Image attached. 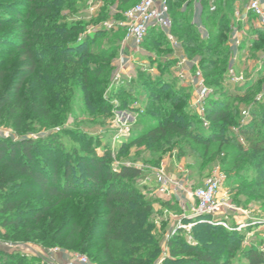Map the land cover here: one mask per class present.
I'll list each match as a JSON object with an SVG mask.
<instances>
[{
  "label": "trees",
  "instance_id": "1",
  "mask_svg": "<svg viewBox=\"0 0 264 264\" xmlns=\"http://www.w3.org/2000/svg\"><path fill=\"white\" fill-rule=\"evenodd\" d=\"M102 1L104 12L99 17L104 18L110 14L109 4L116 1ZM203 1L200 23L207 27L211 22L212 27L208 26L207 39L201 37L197 24L188 19L183 1L174 2L171 32L180 41L183 55L188 59L200 57L199 67L206 84L211 86L226 83L227 80L228 61L232 53L228 32L233 3L212 0L215 9L211 11L210 1H205V4ZM77 2L24 1V9L8 6L11 19L0 9V42L15 44L13 49L3 51L5 58L0 57V115L5 113L8 116L18 136L15 139L0 138L1 225L11 227L16 237L24 235L31 241L42 235L51 241L65 234L63 242L70 247L85 249L101 244L94 256L98 264H154L161 253V246L152 233L154 223L151 216L155 212L152 201L145 198L137 185L142 176L140 168L120 164L113 169L114 157L107 150L102 156L94 153L88 161L82 160L85 173L78 180L70 159H65L62 167H58L59 154L63 152L59 135L51 133L45 140L23 136L35 121L42 126H53L60 118L64 119L71 110L69 103L76 92L80 93L89 113L96 110L105 113L112 109L104 92L111 82L113 58L119 40L109 41L110 46L106 50L91 51L88 43L107 31L101 29L84 35L80 23L67 24L66 19L69 13L74 12ZM135 3L137 0H118V9L125 11ZM4 26H11L12 29L2 32ZM147 34L164 36L157 27H151ZM263 34V29L258 32L259 36ZM153 63L160 67L161 75L152 78L147 74V81L141 85L149 94L143 116L144 119L153 118L154 125L127 145L147 142L157 148L164 138L175 136L201 144L205 148L204 154L208 153L212 144L220 148L231 145L233 149L231 152L228 150L227 155L232 154L233 161L243 157L246 163L253 164L257 180L252 182V186L261 185L264 181V101L257 104L254 100L248 107L251 119L242 124L241 118L235 121L230 111L237 94L212 90L204 106L208 128L198 131L197 135L189 130L188 121H184L193 117L186 112L185 105H180L186 94L177 88L173 91L171 81L174 80L162 77L163 72H172L170 67L175 62L164 55L152 60ZM64 64H73L78 69L70 70V77L65 78L57 69L59 66L65 69ZM261 68L260 80L264 79V57ZM142 72L140 74L145 76ZM209 76L214 77L213 82L208 81ZM30 80L35 83L34 93L26 89ZM122 88L119 87L116 94L123 92ZM199 122L203 121L199 119ZM226 127L232 128V136L226 137ZM239 136L243 137L245 145L239 141ZM245 188L247 196L257 197ZM33 189L37 190L36 194ZM37 196H42L50 206L41 207L39 202L30 204ZM62 203H67L62 214L58 210L54 215H46L50 208ZM214 228H218L217 225L196 233L194 244L169 242L168 246L172 249L163 264H235L230 258L238 245L236 237L229 231H216ZM96 232L99 238H95ZM216 236L222 237L223 242L212 243L211 239ZM7 240L15 242L10 236ZM220 246H225L220 250H224L228 258L222 259L218 254L216 248ZM224 251L221 253L224 254ZM241 251L247 264L264 262L263 251L252 247H243ZM0 255L7 258L3 262L0 257V264H21L23 261L10 251H0ZM33 257L45 264L41 257Z\"/></svg>",
  "mask_w": 264,
  "mask_h": 264
},
{
  "label": "rangeland",
  "instance_id": "2",
  "mask_svg": "<svg viewBox=\"0 0 264 264\" xmlns=\"http://www.w3.org/2000/svg\"><path fill=\"white\" fill-rule=\"evenodd\" d=\"M24 1L28 0H0V9H3L4 15L10 18L7 10L8 6L13 5L17 9H24ZM75 1H78L77 7L74 12L69 13V18L68 20L66 19L67 24L80 23L84 29L83 34L93 33L101 29L107 31L106 33L100 34L99 38L95 41L88 43V48L91 51L96 52L99 49L106 50V48L110 46L109 41L115 40L117 42L119 40L118 48L113 58L114 69L111 82L104 92V97L108 99L112 109L105 113H102V110L89 113L84 106L80 93L76 92L75 96L72 98V102L69 103L71 110L64 119L60 118L53 126H42L35 121L30 124V128L23 133V136L38 140L43 138L41 140H45L51 133L59 135V141L62 145L63 152L59 154L58 167H62V163L65 159H70L76 178H79L78 180H80L81 176L85 173V166L82 164V160L85 159L88 161L94 153L102 156L107 150H110L114 157L112 164L113 169H117L120 164L133 165L140 168L142 176L139 178L137 185L145 198L152 201L155 209V212L151 216L154 223L152 233L161 246V253L154 264H163L165 259L170 256L172 248L168 246L169 242L173 241L174 244H178L181 241H185L194 244L196 233H202L203 229H209L213 227V225H217L218 228H214L216 231H229L238 241L237 248L234 250L230 260L235 264H247V260L244 259L241 248L252 247L259 251H263L262 246L264 243V225L255 222L256 219L264 217V181L261 185L252 186V182L257 180V170L253 164L246 163L242 159L243 157H237L234 161L231 160L232 154H229V156L227 155L228 150L231 152L233 149L231 145L220 148L217 144H212L209 147L208 153L204 154L205 148L201 144L181 136L164 138L157 145L159 150L147 142L127 145L130 140L135 137L138 138L141 132L154 125L153 118L148 117L149 119H144L143 116L147 107L146 104L149 94L147 90L143 89L141 84L143 81H147V74L152 78L161 75L162 72L160 67L156 63L152 64V60L159 59L160 56L163 57L164 55L167 59L175 63L170 67L172 72H163L162 77L166 80L171 81L173 79L175 81H171L173 91L177 88L186 94V99L184 98V102L180 105H185L186 112L193 116L185 118L184 120L185 122L188 121L189 130L199 135L198 131H205L208 128L204 114L200 112L196 103L194 85L191 84V86L183 87L180 83V81H182L180 76L182 66L177 64L179 58L176 57L175 53H177L178 47L181 48V43L178 38L172 34L171 24L169 31L177 47L173 44L174 42L169 40L166 31L161 30L164 36L156 35L157 33L153 36L147 34L138 50L132 49L126 51L127 41L125 40V29L115 27L114 25L109 29L103 26L105 22L114 24L116 21L122 20L124 10L120 11V9L117 8L120 11L118 14L110 13L104 18H101L99 17L100 13L102 15V12H104L103 1ZM95 1L99 4H97V8L91 10V6ZM139 1L140 0H137V2ZM176 1H183V9L185 8L188 10V19L193 20L195 17V0H170V3H168V18L170 23L172 8L173 5H176L174 4ZM187 1H193V3H187ZM228 1H233V3L234 1H242L241 6L245 5L244 8L248 3V0ZM235 8L236 7L232 6L230 10L234 13L236 10ZM108 11L113 12L114 10H111L109 7ZM218 13L219 10L215 12L214 17ZM246 19L247 27H242L240 24L232 27L233 23L231 20L228 32L229 46L232 52L228 61V69L230 67L239 66L240 69L244 71L246 77L244 84H231L226 78V83H217L208 86L203 72L199 67L200 57L188 59L184 55V59L187 60L188 63H191L190 67L192 71L188 77L191 81L194 80L193 78L196 76V73L199 72L205 84L211 89V92L212 90H219V92L227 91L237 94L238 98L234 99V105L230 109L235 121L240 118L242 120L241 112L244 109H248L254 100L257 104L264 101V79H259L260 72L262 71L260 57L264 52V34L262 36L258 35V32L262 31V29L258 26L254 17L248 14ZM210 23L211 22L207 24V27L200 23L202 28H199V22L197 23L202 38L207 39L209 37L208 30L210 29H208V26L212 28ZM10 27L11 26H4L2 32L10 31L9 29H12ZM240 29L242 31L240 35L242 39H239L241 42L240 47H234L235 38L238 33H240ZM13 33L14 32L8 35L12 36ZM14 46L15 44L0 42V57L4 55V50L13 49ZM3 58H5V56H3ZM65 67V69H62V66L57 68L59 73L63 74L65 78L70 77V70L78 69V67L73 64H66ZM140 71H143L142 74L145 76L141 75ZM116 76H118V81L114 84L113 81ZM208 81L213 82L214 77L209 76ZM34 84V81H27V91H32V93H34L36 91ZM119 87H123V92L116 94V90ZM247 87L251 90H247ZM56 91L53 90L52 92L57 93ZM246 91H249V93ZM58 93L61 95V92ZM124 98L127 100H124ZM165 101H167V99ZM199 119L203 122L200 123ZM225 131L226 137L228 135H233L231 132L232 128L230 130L226 127ZM17 137L8 116H6L5 113L0 115V138L15 139ZM168 164L170 165L169 167L176 169V175L179 177H193V183L189 189L190 194L185 201V203L190 202L191 206L189 205L190 207H188L189 212L187 211L188 204L186 205L184 201L179 202L175 200L169 192L161 193L159 191L157 173L164 171L166 174V169L169 168ZM213 175H218L221 178L219 190L216 195L217 201L220 203L219 209L215 215H194L192 207L197 205V200L191 196V193L195 188L203 186L205 180ZM244 188L253 192L257 197L251 198V196H247ZM33 193L36 194L37 190L33 189ZM37 202H39L41 207L43 205H49V202L44 201L42 196L33 197L30 204H35ZM65 208H67V203H62L58 207L50 208L46 212V215H54L58 210H60L62 214ZM223 221L226 222V225L222 224ZM1 223L2 218L0 216V251L16 253L17 256L23 259L21 264H42L39 260L35 259L33 255L41 257L42 262L45 264H49L50 262L52 264H65L70 257L78 254L86 255L93 263L98 264V259L94 258V256L99 247H101V244L85 249H78L73 246L70 247L69 244L63 242L65 234L51 241L46 239V236L43 235L31 241L25 239L24 235L16 237L15 231L11 227H5L1 225ZM241 223L246 225L240 226ZM36 229L37 228H35V230ZM34 235L37 234L34 233ZM8 236H10L11 239H15V242L8 241ZM99 237L100 236L96 232L95 238ZM211 242L216 245V243L223 242V239L222 237L216 236L211 239ZM7 243L13 244V246H9ZM224 248L225 246H220L219 249L218 247L216 248L218 254H221L220 256L222 259L228 258L226 252L220 250ZM223 251L224 254L221 253ZM0 257H2V255H0ZM6 260L7 258L2 257L1 261L4 262ZM262 264H264V262Z\"/></svg>",
  "mask_w": 264,
  "mask_h": 264
},
{
  "label": "built area",
  "instance_id": "3",
  "mask_svg": "<svg viewBox=\"0 0 264 264\" xmlns=\"http://www.w3.org/2000/svg\"><path fill=\"white\" fill-rule=\"evenodd\" d=\"M93 1V0H92ZM102 1V0H96ZM95 1V3H96ZM93 3L91 6V10L97 8V4ZM101 3V2H100ZM215 6L213 1L210 0V10L213 11ZM246 12L253 16L257 22L258 26L264 30V0H248L246 5ZM170 20L168 18V1L167 0H140L132 7L128 8L123 13V19L120 21H116L113 23L105 22L103 26L105 28H112L113 25L115 27H121L125 29V40L131 43V46L135 49H139L142 45V42L147 35L148 30L151 27H157L160 30L166 31L168 34L169 40L174 42L172 35L170 34ZM199 28L202 26L199 24ZM204 30V29H203ZM239 39L235 38L234 46L240 47ZM176 45V43H173ZM177 47V45H176ZM264 57V52L262 53ZM184 60L177 61L179 66L182 65ZM183 71H181L180 76L183 75ZM193 85L195 87V98L197 106L200 109V112L204 114L205 111V102L211 93V89L205 84L204 79L201 77L200 73L197 72L196 76L193 78ZM227 79L231 84H244L246 81V77L244 71H242L238 67H230L227 71ZM118 76L114 79L113 83H117ZM242 124H247L250 119V111L248 109H244L242 112ZM235 131H237L235 129ZM239 141L244 144L243 137L239 136ZM220 176L213 175L209 176L204 185L201 187L195 188L191 196L197 200V205L192 207V211L194 215H206L211 214L215 215L219 209L220 203L217 201V192L220 186ZM157 181L159 184V191L161 193H166L169 190L170 180L167 178L164 171H160L157 173ZM258 224L264 225V217L258 218L255 220ZM254 223V222H252ZM223 225H226V222H222ZM246 224L241 223L240 226H245ZM5 244V243H4ZM9 246H13V244L7 243ZM15 246V245H14ZM26 247V246H25ZM262 250L264 252V243L262 246ZM49 262V261H48ZM49 264H52L51 262ZM65 264H95L93 263L86 255L78 254L70 257V259Z\"/></svg>",
  "mask_w": 264,
  "mask_h": 264
},
{
  "label": "crops",
  "instance_id": "4",
  "mask_svg": "<svg viewBox=\"0 0 264 264\" xmlns=\"http://www.w3.org/2000/svg\"><path fill=\"white\" fill-rule=\"evenodd\" d=\"M116 2L114 4H109V7L111 8V10H114L113 12L110 11L111 14H116L118 12H120L117 8H118V0H115ZM202 1L203 0H195L194 1V15L195 17L193 18V22L196 21V24L199 22L200 24V13L202 11ZM205 1H210V0H205ZM205 1H203V3L205 4ZM193 3V2H192ZM233 3V1H232ZM207 6H208V3H206ZM242 5V1H234L233 3V6L236 7L234 13H233V17H232V27L234 26H238L239 24L244 27L246 26V18H247V12H246V7L244 8V6H241ZM241 7V8H240ZM253 17V16H252ZM255 19V18H254ZM256 20V19H255ZM257 22V20H256ZM258 24V22H257ZM198 25V24H197ZM247 27V26H246ZM240 33H238V35L236 36L237 39H242L240 37V35L242 34V31L241 29L239 30ZM126 51L128 50H132V49H135L131 46V43L130 42H127L126 43ZM236 47V46H234ZM176 57H178L180 60H184L182 62V71H183V75L181 77L182 81H180V83L182 84V86H191V84H193V81H191L188 77L189 75L191 74V67H190V64L191 63H188L187 60L184 59V55H183V52L181 50L180 47L177 48V53H175ZM262 59H263V55L260 57V64L262 63ZM239 67V66H238ZM240 68V67H239ZM194 87V86H193ZM194 89V88H193ZM196 94V93H195ZM170 165L168 164V167ZM138 168V167H137ZM166 176L167 178L170 180V183H169V194L172 195V197L175 199V200H178L179 202H183L185 203L186 199L188 198L189 196V189H190V186L192 185L193 183V177L192 176H184V177H179L178 175H176V169L174 168H167L166 169ZM188 201V200H187ZM187 205V211H188V207H190V202L188 203H185ZM224 204V203H222ZM190 205V206H189ZM223 206V205H221ZM189 212V211H188ZM238 221V220H237ZM260 228V227H259ZM258 228V229H259Z\"/></svg>",
  "mask_w": 264,
  "mask_h": 264
}]
</instances>
